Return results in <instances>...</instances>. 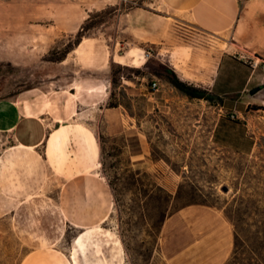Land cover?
<instances>
[{"label": "rangeland", "instance_id": "rangeland-1", "mask_svg": "<svg viewBox=\"0 0 264 264\" xmlns=\"http://www.w3.org/2000/svg\"><path fill=\"white\" fill-rule=\"evenodd\" d=\"M140 3L0 0V99L22 95L94 133L96 168L113 193L103 226L122 246L115 264L156 263L164 219L203 202L237 221L229 220L236 256L225 264H264V89L251 105L253 152L215 145L221 103L190 99L163 77L173 69L169 61L190 78L211 68L203 57L210 43L188 26L173 30L165 45L133 38L124 14ZM96 81L105 85L100 109ZM11 146L0 134V264H72L77 230L56 205L64 177L42 148L13 153Z\"/></svg>", "mask_w": 264, "mask_h": 264}, {"label": "crops", "instance_id": "crops-1", "mask_svg": "<svg viewBox=\"0 0 264 264\" xmlns=\"http://www.w3.org/2000/svg\"><path fill=\"white\" fill-rule=\"evenodd\" d=\"M124 18L131 36L147 44L165 45L173 40L172 31L183 26L205 35L210 44L203 57L211 68L190 78L182 65L169 64L181 80L220 98L218 118L211 130L214 144L241 155L252 153L256 139L250 130L251 105L259 97L258 91L250 94V90L264 89V0H141ZM207 36L217 41L207 40ZM253 58L259 60L255 67ZM102 86L96 81V93H103ZM99 96L98 109L105 94ZM75 114L78 111L71 116ZM64 121L49 111L41 112L32 99L22 95L0 99V134L11 138L13 153L42 148L46 161L64 177L56 205L65 222L82 236L80 263L115 264L122 246L116 234L103 226L112 210L113 193L96 168L100 162L98 140L84 125ZM233 244L232 224L220 209L188 205L162 222L159 260L154 264H225Z\"/></svg>", "mask_w": 264, "mask_h": 264}, {"label": "trees", "instance_id": "trees-1", "mask_svg": "<svg viewBox=\"0 0 264 264\" xmlns=\"http://www.w3.org/2000/svg\"><path fill=\"white\" fill-rule=\"evenodd\" d=\"M168 74L163 75L166 81H168L173 87H175L178 91L183 93L185 96H187L190 99H200V100H206V101H213V100H218L220 102V98L209 93L206 89L200 87V86H195L194 84H191L189 82L181 80L177 74L173 71V69H167ZM109 107H113L112 105H109ZM201 205H206L210 207H216L214 204L210 203H197ZM226 216L229 218V220L237 226V221L233 218V215H231L230 212L226 211L225 212ZM235 238L237 240V232L235 233ZM236 244L234 247V250L232 252V258L230 259L233 260V258L236 256Z\"/></svg>", "mask_w": 264, "mask_h": 264}, {"label": "bare ground", "instance_id": "bare-ground-1", "mask_svg": "<svg viewBox=\"0 0 264 264\" xmlns=\"http://www.w3.org/2000/svg\"><path fill=\"white\" fill-rule=\"evenodd\" d=\"M128 55L129 56H131V57H134V54L133 53H131V52H129L128 53ZM71 95H72V97H73V99L75 100V101H77V99H76V96H75V94H73V93H71ZM78 103V102H77ZM76 103V104H77ZM69 106V103H67V107ZM47 111V109L45 108V107H43V109L41 110V112H46ZM74 113H72V115H73ZM29 115V114H28ZM61 121V120H60ZM112 208V207H111ZM104 219V218H103ZM102 219V220H103ZM101 220V221H102ZM96 223H98V222H96ZM78 225V224H77ZM91 225V224H90ZM84 227V226H83ZM82 243V236L81 235H78V236H76L75 238H74V241H73V250H72V253H71V258H70V263H72V264H81L80 263V260H79V257H78V248H80L81 247V244Z\"/></svg>", "mask_w": 264, "mask_h": 264}, {"label": "built area", "instance_id": "built-area-1", "mask_svg": "<svg viewBox=\"0 0 264 264\" xmlns=\"http://www.w3.org/2000/svg\"><path fill=\"white\" fill-rule=\"evenodd\" d=\"M123 2H128V3H130L131 5H136L137 3H138V1L139 0H122ZM258 60V58H253V59H251L252 60V65L255 67V66H257L258 64H259V60ZM158 86V82L157 81H153L152 82V87H157Z\"/></svg>", "mask_w": 264, "mask_h": 264}, {"label": "water", "instance_id": "water-1", "mask_svg": "<svg viewBox=\"0 0 264 264\" xmlns=\"http://www.w3.org/2000/svg\"><path fill=\"white\" fill-rule=\"evenodd\" d=\"M259 87H255L253 89L250 90V94H255L257 91H259Z\"/></svg>", "mask_w": 264, "mask_h": 264}]
</instances>
